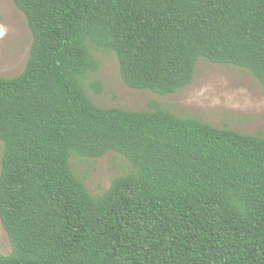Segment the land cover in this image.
<instances>
[{
    "label": "trees",
    "instance_id": "obj_1",
    "mask_svg": "<svg viewBox=\"0 0 264 264\" xmlns=\"http://www.w3.org/2000/svg\"><path fill=\"white\" fill-rule=\"evenodd\" d=\"M11 1L31 44L0 77V264H264V130L154 100L99 107L81 84L101 50L125 86L159 96L188 86L200 59L264 85V0ZM108 152L128 171L93 197L70 159Z\"/></svg>",
    "mask_w": 264,
    "mask_h": 264
},
{
    "label": "rangeland",
    "instance_id": "obj_2",
    "mask_svg": "<svg viewBox=\"0 0 264 264\" xmlns=\"http://www.w3.org/2000/svg\"><path fill=\"white\" fill-rule=\"evenodd\" d=\"M0 77L17 75L24 67L31 36L23 15L11 0H0ZM97 69L82 81L87 97L99 107H119L131 111L147 109L154 100L178 117H193L213 127L260 135L264 130V85L236 67L213 65L198 60L192 82L174 94L155 95L125 86L112 53L92 50ZM100 84L96 92L93 83ZM2 144L0 143V158ZM72 170L91 196L105 191L115 176L128 171V164L116 153L97 159H70ZM11 248L0 223V255Z\"/></svg>",
    "mask_w": 264,
    "mask_h": 264
},
{
    "label": "clouds",
    "instance_id": "obj_3",
    "mask_svg": "<svg viewBox=\"0 0 264 264\" xmlns=\"http://www.w3.org/2000/svg\"><path fill=\"white\" fill-rule=\"evenodd\" d=\"M3 35V33L2 32H0V36H2Z\"/></svg>",
    "mask_w": 264,
    "mask_h": 264
}]
</instances>
